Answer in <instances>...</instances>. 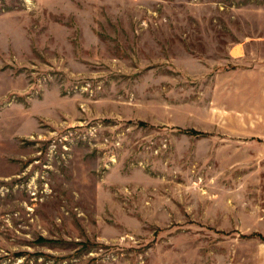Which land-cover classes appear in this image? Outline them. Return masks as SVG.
Masks as SVG:
<instances>
[{"label": "rangeland", "instance_id": "obj_1", "mask_svg": "<svg viewBox=\"0 0 264 264\" xmlns=\"http://www.w3.org/2000/svg\"><path fill=\"white\" fill-rule=\"evenodd\" d=\"M263 78L264 0H0V264H264Z\"/></svg>", "mask_w": 264, "mask_h": 264}, {"label": "crops", "instance_id": "obj_2", "mask_svg": "<svg viewBox=\"0 0 264 264\" xmlns=\"http://www.w3.org/2000/svg\"><path fill=\"white\" fill-rule=\"evenodd\" d=\"M244 73L245 74H243V78L245 80H249L250 81L249 83L251 84V80H252L253 76H255L256 74L255 73H252V72H249V73L244 72ZM263 80H264V78H263ZM263 80H261L262 81V84L264 83ZM251 85H252V89H253V84H251ZM259 86H261V85H259Z\"/></svg>", "mask_w": 264, "mask_h": 264}]
</instances>
